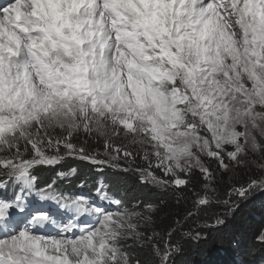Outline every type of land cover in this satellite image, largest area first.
<instances>
[{
  "label": "snow or ice",
  "instance_id": "1",
  "mask_svg": "<svg viewBox=\"0 0 264 264\" xmlns=\"http://www.w3.org/2000/svg\"><path fill=\"white\" fill-rule=\"evenodd\" d=\"M90 140L103 151H89ZM66 158L134 173L146 191L125 193L130 210L101 181L97 194L118 211L83 196L68 203L55 185L78 168L44 187L35 174ZM251 167L230 183L225 208L264 191V0L0 3V189L20 188L0 199V264H171L176 229L155 230L166 197L179 205L202 178L193 208H208L218 173L232 180ZM48 201L76 216L38 234L54 222Z\"/></svg>",
  "mask_w": 264,
  "mask_h": 264
},
{
  "label": "trees",
  "instance_id": "2",
  "mask_svg": "<svg viewBox=\"0 0 264 264\" xmlns=\"http://www.w3.org/2000/svg\"><path fill=\"white\" fill-rule=\"evenodd\" d=\"M84 140V137L78 138ZM89 151L99 149L103 151L101 145H98L95 140H90L87 144ZM137 164L141 162L136 161ZM75 167L79 169L78 174L73 175L63 182L58 180L59 186L68 190H82L83 188L94 190L97 186V179L102 177L107 185L109 193L117 198L123 197L128 201L125 193L135 191H146L142 189L137 177L134 173H121L111 167H106L98 170L90 163L66 158L60 165L57 166H44L36 169L35 174L39 177L41 187H44V182H51L57 171H68L70 168ZM128 167V166H123ZM225 175L217 174V185L219 190L223 191L226 185ZM87 181L84 187H81L83 181ZM56 183V184H57ZM201 184L189 185V191L185 193L187 200H181L177 205L176 196L169 194L166 199L169 203L164 207L155 217V230L161 233L166 232L169 226L172 228L177 227L176 221L182 222L186 216V212L191 210L194 215V220H208L211 221L215 215L213 208H203L197 211L193 208L194 196L193 192ZM88 187V188H87ZM130 210L132 204L130 201L126 205ZM239 209L236 215L226 220V224L219 227L211 228L203 231V236L195 238L187 235L185 228L182 232H176L172 236V242L178 245L179 251L174 254L171 259V264H216L226 263L228 259L232 258L239 264H247L259 261L264 263V243L257 240V236L264 231V191H259L253 195L243 206ZM246 210H251L252 213H246ZM254 213V214H253ZM258 214V217L257 214ZM127 243H131L128 241ZM142 256L147 257L150 252L149 249H139Z\"/></svg>",
  "mask_w": 264,
  "mask_h": 264
},
{
  "label": "rangeland",
  "instance_id": "3",
  "mask_svg": "<svg viewBox=\"0 0 264 264\" xmlns=\"http://www.w3.org/2000/svg\"><path fill=\"white\" fill-rule=\"evenodd\" d=\"M3 2H5V0H0V3H3ZM250 159H253V158H250ZM254 159H256L257 162L259 163V154H257V156L254 157ZM120 163H121V166H129L127 162L121 161ZM211 166L214 169L216 168V165L214 163ZM255 172H256V168L251 167L249 169H239L236 173L230 174L232 176V180L229 179V176L226 177V182H225L226 185L224 186L223 191L219 190L217 181H216V184L214 185L216 191L213 197V203L211 205V207L213 208L215 212V215L212 218V220L203 221L201 219L194 220L193 217L189 219L184 218L182 222L180 223V225L176 227V232H179V233H181V231L185 232L183 230L186 228L187 231H189V232H185L187 235L197 238V234H199L198 238H200L203 236L204 230H208V229L219 227L221 225L226 224L225 223L226 220L233 218L236 215L237 211L242 208L241 206H243L251 197H253L255 193L259 192V191H256V192L251 193L246 199H235V202L230 209L225 208L224 205L220 203V201H223L228 198L227 193L228 191H230V187H229L230 183H232L233 181H239L240 183H243L245 180H247L249 175H254ZM5 179L7 178L5 177ZM66 179L67 178L62 179V181L64 180L63 182H65ZM101 181L106 185L103 178L99 177L97 179L96 188L99 186ZM59 184L57 183L55 185V190L58 195L62 194L66 198V201L68 203H70L71 200L76 197L83 196V197H86L89 200L90 204L93 206L105 207L107 208L108 211H112V212L119 210L114 205H111L109 201L107 200L102 201L100 199V195H103L104 193H100L98 195L96 192V188L94 190H89L86 188L85 189L83 188L82 190H80L79 188L78 190H68V189L63 188L62 186L60 187ZM202 184H203V180L201 178V184L197 187L195 192H200L201 194H203ZM19 191H20V188L18 185H13L10 183L6 188L0 189V199H6V200L12 199L14 195L18 193ZM105 192H107L109 196L113 198H117L113 194L109 193V190L107 187L105 188ZM29 200L31 201L33 205H39V204L44 203V202L39 201L34 195L29 197ZM47 206L52 212V220L54 222L47 224L44 230H42L38 234H47V233L56 234L59 231V226H62L64 223L72 220L76 216L75 210L73 208L71 207L59 208L54 201H48ZM246 213H252V212L251 210H246ZM216 216H219L224 221V223L221 225H216L215 224ZM256 217H258V214ZM262 218H264V216H262ZM80 219L82 223H88V224H91L95 221V217L90 216L88 214H84ZM20 220H21V217L14 215L9 227L10 228L15 227L16 224L20 222ZM262 233H264L263 230L257 236V240H258V237ZM164 238L167 239L166 236ZM171 242H172V239H171ZM216 264H222V263H216ZM223 264H239V263H237L235 260L230 258L228 259L226 263H223ZM247 264H253V263H247ZM256 264H259V261L256 262ZM260 264H264V263H260Z\"/></svg>",
  "mask_w": 264,
  "mask_h": 264
}]
</instances>
